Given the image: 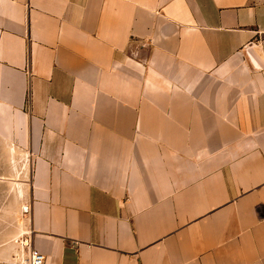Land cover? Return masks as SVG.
<instances>
[{
	"label": "crops",
	"instance_id": "1",
	"mask_svg": "<svg viewBox=\"0 0 264 264\" xmlns=\"http://www.w3.org/2000/svg\"><path fill=\"white\" fill-rule=\"evenodd\" d=\"M264 264V0H0V264Z\"/></svg>",
	"mask_w": 264,
	"mask_h": 264
},
{
	"label": "built area",
	"instance_id": "2",
	"mask_svg": "<svg viewBox=\"0 0 264 264\" xmlns=\"http://www.w3.org/2000/svg\"><path fill=\"white\" fill-rule=\"evenodd\" d=\"M44 256L37 250H30L26 264H44Z\"/></svg>",
	"mask_w": 264,
	"mask_h": 264
}]
</instances>
